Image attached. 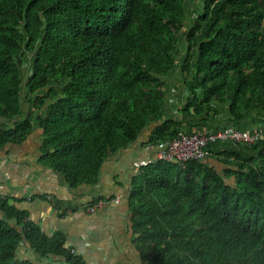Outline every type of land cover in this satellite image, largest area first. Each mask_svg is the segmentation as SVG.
Here are the masks:
<instances>
[{"label":"trees","instance_id":"trees-1","mask_svg":"<svg viewBox=\"0 0 264 264\" xmlns=\"http://www.w3.org/2000/svg\"><path fill=\"white\" fill-rule=\"evenodd\" d=\"M187 2L197 0H0V118L16 120L0 146L37 127L41 162L76 189L151 126L156 146L178 132L247 130L243 112L264 111V0H200L191 12ZM176 76L185 117L227 102L235 121L165 120ZM208 148L222 171L207 159L136 166L143 183L133 179L128 202L143 264H264V137ZM0 214V264H89L6 197ZM24 239L36 259L19 256Z\"/></svg>","mask_w":264,"mask_h":264},{"label":"crops","instance_id":"crops-1","mask_svg":"<svg viewBox=\"0 0 264 264\" xmlns=\"http://www.w3.org/2000/svg\"><path fill=\"white\" fill-rule=\"evenodd\" d=\"M175 80L178 81L179 77L176 76ZM171 91L173 100L169 98L170 102H165L164 119L175 124L181 122L184 129H189V125L202 126L204 118H209L208 123L214 122L215 127L235 121L229 114L227 102L217 104L218 113H211L212 118L204 113L185 117L181 109L190 94H186L181 82L174 83ZM31 109L28 103H23V118ZM240 120L247 128H264V111L243 112ZM14 121L0 118V128H11ZM152 127L144 130L135 142L105 159L96 184H84L76 189L68 188L61 173L41 162L42 136L41 131L34 127L25 140L0 146V198L6 197L10 203L25 210L41 232L62 234L65 244L82 253L89 264H143L133 243L128 195L133 179L138 178L136 166L141 160L156 158L157 146L149 143ZM205 162L217 171L225 168L213 158ZM115 197L120 199L119 202L105 200ZM100 200L104 203L95 211L84 208ZM18 254L21 258L36 259L25 239Z\"/></svg>","mask_w":264,"mask_h":264},{"label":"built area","instance_id":"built-area-1","mask_svg":"<svg viewBox=\"0 0 264 264\" xmlns=\"http://www.w3.org/2000/svg\"><path fill=\"white\" fill-rule=\"evenodd\" d=\"M263 137L264 130L260 127H255L251 130H238L234 127H225L217 131L201 129L191 133L178 132L175 137L159 145L157 159L177 161L180 164L188 160H205L210 154L208 146L216 141L221 142L228 139L250 146ZM150 161L143 160L139 165L145 166ZM103 203V200H100L97 203L88 204L84 208L93 212Z\"/></svg>","mask_w":264,"mask_h":264},{"label":"clouds","instance_id":"clouds-1","mask_svg":"<svg viewBox=\"0 0 264 264\" xmlns=\"http://www.w3.org/2000/svg\"><path fill=\"white\" fill-rule=\"evenodd\" d=\"M188 13H189V12H188ZM178 82H179V81H175V83H178ZM172 86H174V84H173ZM169 98H171V100H173V95H172V94H171V95H168V94H167V95H166V100H167L168 102H170V101H169ZM255 127H256V128H259V127L262 128L261 126H254V127L248 128L247 130H251V129L255 128ZM263 130H264V128H263ZM158 148H159V145L157 146V150H158ZM148 160H151L150 163H152L153 161L157 160V152H156V158H155V159H148ZM141 161H143V160H141ZM141 161H140V162H141ZM150 163H148V164H150ZM148 164H147V165H148ZM147 165H145V167H146ZM139 166H140V165H139ZM139 166H138V167H139ZM116 199H117V200H116ZM110 200H114V201L116 200V202H119L120 199H119L118 197H115V198L110 199ZM92 204H93V203H92Z\"/></svg>","mask_w":264,"mask_h":264},{"label":"rangeland","instance_id":"rangeland-1","mask_svg":"<svg viewBox=\"0 0 264 264\" xmlns=\"http://www.w3.org/2000/svg\"><path fill=\"white\" fill-rule=\"evenodd\" d=\"M187 1H190L191 2V0H187ZM191 4H192V2H191ZM200 5V0H197V3H195V5H193L192 4V6H189V4H188V2H187V7H188V9H189V12H191L193 9L195 10V7L197 8L198 7V5ZM189 14V13H188ZM224 103H226V102H224ZM223 103V104H224ZM136 183H138V184H142L143 183V181L141 180V179H137L136 180Z\"/></svg>","mask_w":264,"mask_h":264}]
</instances>
